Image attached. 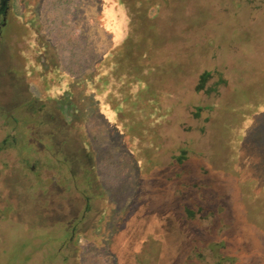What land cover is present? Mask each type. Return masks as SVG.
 Segmentation results:
<instances>
[{"label": "rangeland", "instance_id": "374dc122", "mask_svg": "<svg viewBox=\"0 0 264 264\" xmlns=\"http://www.w3.org/2000/svg\"><path fill=\"white\" fill-rule=\"evenodd\" d=\"M14 5L31 29L0 38V264H264V0L152 9L165 51L145 69L141 132L144 86L102 85L95 67L139 35L119 0ZM68 99L78 116L65 121ZM50 174L90 224L75 246L37 225Z\"/></svg>", "mask_w": 264, "mask_h": 264}, {"label": "trees", "instance_id": "16d2710c", "mask_svg": "<svg viewBox=\"0 0 264 264\" xmlns=\"http://www.w3.org/2000/svg\"><path fill=\"white\" fill-rule=\"evenodd\" d=\"M119 2L127 10L130 26H132L134 32L136 34L139 33V35L136 39L128 37L120 44L113 47L108 54L105 55L103 61L96 63L95 67L99 68L101 65H104V67H102L103 69L99 72L101 75L100 83H102V85L108 83L107 79L111 77L110 79L118 81L119 84H123L124 86H133L136 83L144 86V90L138 91V101L132 102L133 109L131 110V113H133L134 110L137 111L139 109V111L144 114L141 119H138V117L136 119L135 117V121H133L135 129L141 132V130H143V125L148 124L147 120L151 117V113L149 114L148 112L149 96L151 95L148 89L151 87L145 69L152 68L155 65L153 64L155 55L165 51V48L162 49V46L156 43V38L159 36L157 32L159 28L154 31L152 20H157V15L151 14V11L152 9L158 11L161 6L168 4V0H119ZM8 4H10V10ZM21 15V12L15 9L14 0H10L9 3L0 2V38H7L10 35L9 40L12 41L13 35H19L28 30L30 31L31 28L27 26L26 23L21 22ZM143 23L144 27L142 29H144V31L141 32L139 30L140 28L137 29L136 25L140 24L143 26ZM11 52H13L12 55L17 58L19 67H21L23 60H19L17 48H14ZM39 59L40 57L37 58V60ZM126 97L128 96L125 92L122 97L117 99L115 106L113 105V109L117 110L118 113L123 114V103L129 101H127ZM66 102L68 106L65 108L66 112L63 113L64 120L66 121L68 117L77 118V107H72L74 102L71 99L69 101L66 100ZM70 108H72L71 111ZM10 120L15 122L17 119L11 116ZM29 171L34 175H38V170L35 165L30 166ZM39 181L41 182V192L39 196L41 207L37 214V225L40 228H49L52 226L61 228V235L57 237V240H60V244L65 242L64 244L71 243L73 246L77 245L79 236L90 224L80 225L79 218L81 217V213H74V206L65 194L66 190L63 184L65 182L59 180L58 176L50 174L42 181L39 179ZM93 187L96 192L99 191L98 186ZM77 190L79 195L87 200L89 199L91 194L87 193L85 190H79L78 187ZM124 222V219L118 218L113 228L115 231L114 237L124 228ZM116 250L115 246H111L110 253L117 257ZM26 259L27 256H23L22 260L24 261Z\"/></svg>", "mask_w": 264, "mask_h": 264}, {"label": "flooded vegetation", "instance_id": "af4514ba", "mask_svg": "<svg viewBox=\"0 0 264 264\" xmlns=\"http://www.w3.org/2000/svg\"><path fill=\"white\" fill-rule=\"evenodd\" d=\"M4 0H1V2H3Z\"/></svg>", "mask_w": 264, "mask_h": 264}]
</instances>
